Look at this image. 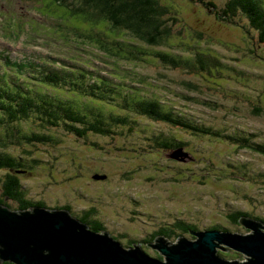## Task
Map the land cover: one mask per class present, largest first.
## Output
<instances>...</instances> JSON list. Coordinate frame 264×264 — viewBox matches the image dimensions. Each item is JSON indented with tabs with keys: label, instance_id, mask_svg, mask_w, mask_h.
Masks as SVG:
<instances>
[{
	"label": "rangeland",
	"instance_id": "374dc122",
	"mask_svg": "<svg viewBox=\"0 0 264 264\" xmlns=\"http://www.w3.org/2000/svg\"><path fill=\"white\" fill-rule=\"evenodd\" d=\"M161 1L174 12L168 19L176 17L178 22L170 20L171 35L155 48L186 55L211 53L222 68L170 67L156 60H121L102 54L94 43L87 47L74 41L79 37L75 28L85 25L83 19H59L65 16V8L47 0H0V52L32 62L88 61L102 75H109L117 66L114 63L120 62L122 70L140 73L153 83L139 85L142 94L162 99L199 124L251 136L264 144V113H253L255 106L264 111V46L240 26L244 20L239 24L221 21L211 8L193 0ZM206 1L220 8L227 0ZM99 26L109 32L106 25ZM185 81L195 87L186 86ZM109 108L126 113L113 105ZM130 118L133 127L116 128L106 136L78 137L62 129L27 125L28 131L47 132L57 141L8 148L14 155L36 159L28 173L17 175L25 196L49 208L69 206L75 216L89 213L91 221L102 222L125 247L139 243L155 258L160 253L147 244L155 242L157 237L152 236L161 228H174L178 219L199 231L218 225L241 234L248 231L228 219L230 210L264 221V154L233 140L195 134L146 116ZM160 138L184 142V154L175 155L179 149L165 148ZM1 185L2 178L0 191ZM179 237L192 238L187 233ZM230 253L236 257L233 260L246 259L243 254L236 256L237 251Z\"/></svg>",
	"mask_w": 264,
	"mask_h": 264
},
{
	"label": "trees",
	"instance_id": "16d2710c",
	"mask_svg": "<svg viewBox=\"0 0 264 264\" xmlns=\"http://www.w3.org/2000/svg\"><path fill=\"white\" fill-rule=\"evenodd\" d=\"M47 1L65 8L63 11L65 16H60L59 19H83L87 28L84 29L85 25H81L80 29L74 27L79 34L74 41L79 44L83 42L87 47L94 43L101 48L102 54L109 53L122 58L121 60L132 59L140 62L156 60L170 67L208 69L215 66L218 70L223 67L211 53L196 51L194 54L186 55L180 51L155 48L162 45L171 35L170 20L178 22L176 17L168 19L174 12L161 0ZM193 1L211 8L221 21L239 24L244 20L245 23L240 26L255 38L253 41L264 46V0H227L220 8L210 1ZM99 25H106L109 32H104ZM45 60L23 61L13 59L6 52H0V171L3 174L0 177L2 178L0 203L11 209L46 207L43 202H34L25 196L23 185L17 177L18 174L28 173L36 159L25 155L17 156L8 151L11 145L24 143L35 145L57 141L56 137L47 132L28 131L26 126L29 124L44 130L62 129L78 137H86L92 133L106 136L116 128L133 127L134 121L130 117L137 114L195 134L233 140L242 148L264 154V144L256 143L251 136L227 134L224 130L199 124L166 105L162 99L142 94L138 86L153 83H149L140 73L122 70L120 62L114 63L117 66L109 75H102L93 69L88 61L72 64L68 63L72 61L71 59ZM184 84L195 87L190 82L185 81ZM109 105L118 107L126 113H114ZM253 113L261 115L264 111L260 106H255ZM159 141L168 149L182 150L185 144L182 141L169 143L163 141V138ZM12 201L18 203L17 208H13ZM63 209L69 210L73 217L89 224L96 232L106 230L102 222L91 221L89 213L75 216L69 206H64ZM244 215L263 221L260 217L239 210H230L227 216L234 225H240L239 220ZM173 227L161 228L152 239L158 236L178 239L185 233L192 236L189 239H195L189 231H199L196 225L181 219L176 220ZM211 229L229 231L225 228L220 229L218 225ZM131 245L135 244L127 247L130 248ZM231 250H222L218 253L222 258L228 257L232 258L231 261H237L233 260L236 257L230 253ZM241 255L236 253V256ZM157 258L162 259L163 256L160 254ZM245 261L246 259L239 260ZM0 264L15 263L2 261Z\"/></svg>",
	"mask_w": 264,
	"mask_h": 264
},
{
	"label": "water",
	"instance_id": "95a60500",
	"mask_svg": "<svg viewBox=\"0 0 264 264\" xmlns=\"http://www.w3.org/2000/svg\"><path fill=\"white\" fill-rule=\"evenodd\" d=\"M184 154L181 149L175 155ZM249 232L216 229L192 232L195 239L171 242L158 236L147 245L163 258L149 255L138 243L125 247L110 232H96L63 208L33 206L11 209L0 203V262L15 264H264V222L246 215L239 220ZM232 249L245 262L222 258Z\"/></svg>",
	"mask_w": 264,
	"mask_h": 264
},
{
	"label": "clouds",
	"instance_id": "9594fccd",
	"mask_svg": "<svg viewBox=\"0 0 264 264\" xmlns=\"http://www.w3.org/2000/svg\"><path fill=\"white\" fill-rule=\"evenodd\" d=\"M48 208V207H47ZM241 225V224H240ZM242 227H244V226H242ZM248 231V230H247ZM249 232V231H248Z\"/></svg>",
	"mask_w": 264,
	"mask_h": 264
}]
</instances>
